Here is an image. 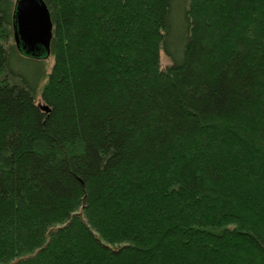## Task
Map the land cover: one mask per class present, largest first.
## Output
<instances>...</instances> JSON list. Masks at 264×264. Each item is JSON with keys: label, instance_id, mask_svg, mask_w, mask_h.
Wrapping results in <instances>:
<instances>
[{"label": "trees", "instance_id": "1", "mask_svg": "<svg viewBox=\"0 0 264 264\" xmlns=\"http://www.w3.org/2000/svg\"><path fill=\"white\" fill-rule=\"evenodd\" d=\"M16 1L0 0V264H264V0H43L36 56Z\"/></svg>", "mask_w": 264, "mask_h": 264}, {"label": "water", "instance_id": "2", "mask_svg": "<svg viewBox=\"0 0 264 264\" xmlns=\"http://www.w3.org/2000/svg\"><path fill=\"white\" fill-rule=\"evenodd\" d=\"M15 10L17 46L32 56L40 52L49 55L53 23L46 3L43 0H17ZM42 109L48 111L46 106Z\"/></svg>", "mask_w": 264, "mask_h": 264}, {"label": "rangeland", "instance_id": "3", "mask_svg": "<svg viewBox=\"0 0 264 264\" xmlns=\"http://www.w3.org/2000/svg\"><path fill=\"white\" fill-rule=\"evenodd\" d=\"M26 60H33L32 57L30 56H23ZM46 58L45 62H47V68H48V71L50 70L51 66H52V63H53V59L50 58L49 56L47 57H41L40 59H38L39 61L37 62H41L43 61L44 59ZM24 62V61H23ZM161 63H162V66L163 67H166L168 64H169V60L166 58V56L164 55V53H161ZM16 69L17 70H22L24 71L26 68L23 67L22 65V62H18L17 65H16ZM32 69H28L26 70V73H29V74H33V70L31 71ZM35 75H38V73H35Z\"/></svg>", "mask_w": 264, "mask_h": 264}]
</instances>
